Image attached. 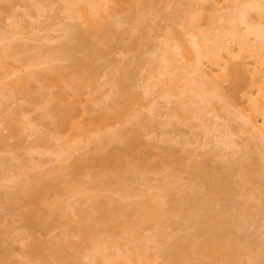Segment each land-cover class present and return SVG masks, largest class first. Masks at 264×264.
I'll return each instance as SVG.
<instances>
[{"label":"bare ground","instance_id":"6f19581e","mask_svg":"<svg viewBox=\"0 0 264 264\" xmlns=\"http://www.w3.org/2000/svg\"><path fill=\"white\" fill-rule=\"evenodd\" d=\"M64 1V9H67L66 16L67 18L71 19V22L72 18L75 19L76 17L78 20L80 19L79 21H81L82 24L88 25L92 28L101 25L104 19L116 13L121 7H123L127 0ZM159 1L161 2V0ZM228 2L227 4H229ZM230 2V5H228L229 7L227 8V5L218 6L217 2L210 3L209 0H186L185 6L181 8L184 11V16L182 15L181 17L183 22H177V24L181 25V27L179 25L181 30L171 31L169 33L167 32L168 34L165 33V35H162L164 38H161L162 41L161 45L159 46L160 53L158 54V50V52H156L157 54L155 52L153 54L156 57H153L152 55L150 59H148V63L150 65H154V74L152 72L150 75L145 77L146 83H144L142 87L143 92L146 93V96L153 94V96L149 95V97L146 98V102L154 101L155 103V96L164 97L163 99L165 100L166 107L164 108L162 106L164 110L161 109V106L159 107L158 103L155 105L151 103L150 107L148 108L153 115L159 117L163 116L162 118L165 117V124H170L171 117H179L184 115V111H188V113L190 111L191 116L193 115L195 120L198 119V126H202L203 129H201L204 132H201L203 133V136L205 135L204 137L208 135L210 130L211 132L218 130V134L212 136L215 137L214 139L210 138V136H207L211 139V141L215 140V142L206 140L208 138L201 136L200 138H202V140L200 139L199 141L201 142L199 143L201 148H204L206 145L211 146L212 150L209 149L212 151H210L211 153L221 156L224 159L225 157L228 159L223 160L226 162L225 164H228L224 165L226 172L222 173L219 170L221 168L219 166V168L217 166L209 167L203 156L202 157L204 159L201 157L200 159L197 158V160L194 161L196 162L194 163L196 173L195 178L193 179L195 182L199 181V183L207 185L209 197L206 202H202L201 204L197 203L199 202L197 201V198L195 196L193 197L192 195H189V191L182 188L181 189L183 191L181 189L178 190L179 192L176 191V193L178 192L177 194H180V196L182 195V197H177L175 196L176 194L169 195L166 189V192H164V190L160 188L161 186H157L155 189H153L154 187L152 188V186H150L148 183H145L141 188L135 191L136 193L134 195H136L137 198L142 197L140 198V201H135V207L133 206L132 208H127L128 206L126 207V205L129 203L128 200V203L123 200L126 203L123 202V204L121 202V204L118 205L116 208L118 212L112 209V207H102L101 204L100 207L99 205L94 204L92 206V210L96 213V215H94L93 211L84 207V203H86L87 199L91 200L95 197L94 189L96 187L94 185L96 184H93V181H88L89 183L82 181L81 176L89 175L93 178L95 176L94 174L96 173L98 176L103 178L105 182H107L106 184L102 185V190H111L110 192L115 191L116 194L118 193V196L120 195L121 197L128 199V197L133 195L128 180H134L136 174H141L144 171H147L148 167L152 168L153 171L155 169V166L153 165L154 163L149 160V153L147 154L148 156H144L147 151L144 153L143 150L142 153L141 150L142 144L144 143L143 141L145 140L144 136L146 134H143L141 130L132 129L130 131L126 128L127 125L125 122V117L129 108L132 106V102L127 103L124 100L122 101L121 99L113 97L111 103L102 106L100 109L98 108L99 110L97 112L94 109L95 114L91 113V117L84 118L81 114L84 111L87 113V109H80L71 101V103L66 102L65 100L68 98H66V96L62 94L60 90L54 94L51 91L37 93L38 97L41 98L43 102H45L46 111L50 112L52 109L57 111L58 126L70 132V138L71 140L75 141V144L70 145L67 141H57V139H59L57 136L55 137L56 139L54 142H49L46 139L41 140L42 138L40 140L38 139L41 144L45 142L48 143L50 146L49 148L57 145L59 150L56 152L53 151L55 155L54 160L57 163L51 164L47 168H42L44 165H42L40 161L24 159L26 160L24 162L22 160V165L25 168V170H23L24 172L18 170L11 173L12 171H7L5 169L4 177L6 180H8L9 184H12V198L18 199L23 203L22 211L25 215L26 225H29L28 227L34 224L35 226L42 224L45 225L46 223V225H48V219H57L63 216L65 212H67L66 215H69L72 218L74 217L75 220L78 221L79 226L75 231V235H78V240H69L67 235L63 233L64 235H61L58 241L52 243V245L49 247V250L54 257L62 256L61 249L63 246H66V244H69L68 246L71 245V247L74 248L76 263L80 257H85L93 262V264H119L118 261L120 260L124 261L126 264L128 262L132 264H160L158 262V258L165 259L168 264H202L210 261L215 256L227 259L228 256H231V254L237 256V253L240 252H234V247L232 248V246H229L221 238V234L223 232L222 225H224V223H229V221L231 223L234 221L230 218L231 214L227 213L228 210L225 212L223 209L224 204L221 205L219 202H221V200H227L229 195L236 193L231 187L229 179L231 174L237 168L240 159L246 158L241 156L248 155L249 158L251 157L250 155L252 154L249 153L251 149L250 147L246 148L249 153L247 154V151H243L245 150L244 148H240L238 141L233 138L234 136L236 137L237 134L234 135L235 133H233V128L228 126L226 122L221 123L212 121L211 123H213V125L207 124L206 113H209L210 110V112H212V108L214 106L213 100L215 98L220 100V103L222 102L220 109L222 108V110H224L226 113L229 110V108L226 107L227 103L233 105V102H235V99L232 102L234 95L228 94L225 91L222 83L224 82L223 80L225 78L227 79V64L229 62L234 63L232 66V73H234L237 78L246 77L248 79V89H250L251 93H242L240 95L243 103L241 102L242 105L240 104V107L235 108V110L233 109V119L238 121V124L242 130L245 131L246 129L248 131L247 133L250 134V138L253 137L255 140H259L257 142L260 144L256 145L258 148H255L258 150L259 146H261L263 148L260 150L261 154H264V0H230ZM38 3L39 2H36L35 6L39 7ZM110 3H113L112 7H110L111 5L109 6ZM169 3H171V1ZM173 3H175L174 6H176L175 10L180 8V4H184L177 0H174ZM220 10H224V12H219ZM251 12H255V14L252 15ZM202 17H206L207 24L210 26V28H202V25H199V20L202 19ZM10 24L11 27L14 26L15 28L12 27L6 31H0V63L1 67L5 68L2 78H6L7 83H5L9 84L11 91L13 90V92L17 89H25L29 83L28 80H30V78L36 74L37 79H35L37 80L36 82L39 83L42 80H45L44 78H46V75L49 71H55L57 74H60L62 68L56 63V61L61 59V57H70L76 51V49H79L83 46L85 47V44H87L85 43L86 38L89 35L86 31L78 30L79 27L72 28V24H67L65 29H62V36H57L58 33L56 36H49L48 34V36L44 35L45 37H41V40H44L42 42L43 44L41 43V45H33V47L31 45L28 46L26 42L27 40H30V37L27 35L28 31L23 30V28L16 29V24ZM82 24H80V26ZM41 28L43 29V27ZM56 38H59L61 41L56 50H52V53L50 52V54L44 60L40 59V62L46 65L43 67V70H41L43 72H35V70L31 67L32 64H30V60L35 58L39 59V57H36L35 55L37 54L38 56L39 54L38 51L36 52L32 50H40V53H43L45 50L42 49L41 51L40 48L46 45L49 46L50 41ZM61 38H63V40ZM5 40L6 43H3ZM171 40L173 41L171 42ZM47 42L49 44H47ZM94 50L97 51L95 48ZM28 52L30 55H28ZM32 54H34L33 56L35 57H33ZM11 57L15 59L13 61L14 63L8 61V59ZM78 64L79 66L80 64L83 66L85 65V62L80 58H75V65ZM24 68H27L26 72H24ZM2 82L4 81L0 80V98H2L5 94L3 93V88L5 87L4 85L1 86L4 84ZM82 86V83L76 85L71 92V94L77 95L75 97L77 99H79L78 95H81L80 93ZM110 92L111 91H109L108 88L107 94L109 95ZM131 94L136 101L137 99L138 101L142 100L140 92L138 93V91H133ZM9 96L11 97L12 93H10ZM171 97H175V99L178 100L174 106L171 105L173 104ZM234 107H236V105H234ZM204 109L207 110L205 111ZM136 113L133 115L134 119L137 123L139 121L141 123L142 117L140 115H136ZM161 122L163 123V121ZM137 123L135 124L137 125ZM140 123H138V125H140ZM151 124L150 126H152ZM211 126L212 128L209 129ZM21 127L22 126H20V128ZM228 127L229 129H227ZM15 130L18 131V128ZM235 131L236 130H234V132ZM35 133L36 130H32L27 135H25L29 138H32V136H34L33 134ZM104 135H107V137H104ZM232 135L234 136L232 137ZM89 136L95 141H99L101 144V149L104 148V150L102 149L101 151H95V153L90 157H76L71 163H69V165L63 163L69 160L70 156L82 146L81 143L87 141V138L89 139ZM149 137L151 136L149 135ZM154 137L155 138L152 137V139L161 142V144L164 140L168 141L169 139L166 137V139H164V137L159 138V135L158 137ZM34 139L33 142H35ZM248 140L249 139H247V141ZM115 141L117 142V145H111ZM107 146H109V148L105 150ZM190 149L194 150V148ZM51 150L55 149L52 148ZM216 150H219L218 152L221 151V153L224 151L225 153L218 154ZM132 151L142 153V155H140L142 156L143 160L145 159L143 165H137L131 163L128 160L130 159V155H134ZM190 153L194 154L195 151H190L187 154L185 153L186 155H184L181 159L184 162L178 161L177 164L182 163V167L188 164H186L187 160L189 163H191V160H194L192 159L194 156ZM191 155L193 157H191ZM261 158L264 159V155H262ZM147 160L152 163H148ZM161 160L162 161H159L160 164L157 162L158 165H163L164 159ZM174 163L175 162L172 161V164L169 163L171 165L167 166L169 169L167 168L166 174H168L167 176L169 179L170 174H172L171 176L175 177L173 172L179 167ZM161 167L159 169H161ZM184 168L186 170V167ZM127 172L130 174L126 175ZM23 174L24 176H22ZM66 174L69 175V179L65 177ZM167 176L166 183H168ZM192 177L194 176L192 175ZM175 178L173 181L174 183ZM111 182H114L115 188L109 187V183ZM5 184L1 185L5 186ZM161 184L164 185L163 183ZM7 186L8 185H6V187ZM6 187H3L4 191L2 190L3 192H0V201L9 199V188L7 189ZM69 194L72 196H79V198L75 197L76 201L73 200L75 203L70 201L71 196L68 198ZM52 196L57 197V202L48 204L47 202ZM189 208L191 211H189ZM200 210H202V212H200ZM166 213H169V215L170 213H173V216L175 214L181 215L186 222L196 224L197 229L199 228V231L201 228V230L207 234L206 238L200 239L197 238V236L195 237V235H186L187 237H183L180 245L175 249L173 247L171 248L173 245L160 247V243L162 242L160 239L162 237L165 239V241L171 237V235L168 234V231L167 233H164L165 235L162 231V233H160L162 237H160V234H144L143 238L141 231L148 228L150 229L151 226L153 227V225L157 224L158 222L163 223L161 220L163 215ZM114 217L121 218V221H119V226H121L123 232L126 233L125 236L122 234L124 237H117L112 233L113 231L111 221L115 219ZM235 223H237L236 220ZM260 225L261 224L257 225L258 228ZM258 228H256L257 232H259ZM101 233L108 234L107 237H110V239H104L105 237L102 238L100 236ZM222 235H224V232ZM1 237L0 264H7L8 262L6 263L5 261H7V258L9 260L12 252L10 249L1 248ZM23 238L27 237L22 235V238L20 237L21 241ZM173 238L175 239V237ZM136 239L138 240V243L131 244V242ZM261 240L263 239L261 238ZM143 241H145L146 244L147 242H152L151 246H146L145 244L144 246ZM33 242V247L31 249L28 248L30 260L24 262L16 261L17 263L15 262V264H31L33 263L31 262L32 260L35 261L33 257L37 256H39L37 257L38 259H41V249L44 248V242H42L41 239H34ZM106 242L107 244L104 245ZM152 245L157 247L159 252H157V255L153 253L152 255L150 254V248ZM246 248H248V246ZM260 250H262V248H260ZM238 254L240 255V253ZM262 254L264 253L260 251H258L256 254L254 253L255 256H252V258L250 257L249 260H247L248 263H254V261L257 263L259 258L264 256ZM236 256L234 257L236 258Z\"/></svg>","mask_w":264,"mask_h":264},{"label":"rangeland","instance_id":"374dc122","mask_svg":"<svg viewBox=\"0 0 264 264\" xmlns=\"http://www.w3.org/2000/svg\"><path fill=\"white\" fill-rule=\"evenodd\" d=\"M170 1L171 3H169ZM170 1L161 0L160 2L159 0H127L126 4L123 7H121L116 13L104 19L101 25L91 28L88 25L82 24V22L79 21L80 19L78 20V18L76 17L75 19L72 18V22L70 21L71 19L67 18L66 16L67 9L66 8L64 9L65 7L64 0H54V1L0 0V31L2 32L9 30L12 27L15 28L14 26L11 27L10 23L16 24L17 25L16 29L23 28V30L28 31L27 35L30 37V40L26 41L28 46L41 45V43L44 41L41 40V37L42 36L45 37L47 34L49 36H53V35L56 36V34L58 33L57 36L60 35L62 36V32H63L62 29L63 28L65 29L67 24L70 25L72 24L71 26L72 28L79 27L78 30L86 31L89 34L86 38L85 43L87 44H85V47L83 46L80 47L79 49H76V51L70 57H61V59H58L56 61V63L59 64L60 67L62 68L60 74H57L55 71H49L48 74L46 75V78H44L45 80H42L40 83L36 82L37 81L36 80L37 74H36L35 76L31 77L30 80H28L29 83L27 84V87L25 89H17L14 92L13 90L11 91V87L9 86V84H6L7 83L6 78L5 79L2 78L5 68H2L0 63V78H2L0 80L4 81L2 82L4 84H2L1 86L4 85L5 87L3 88V93L5 94L3 95L2 98H0V164H1L0 192H3L4 191L3 187L5 188L6 185H8L6 188L7 189L9 188L8 189L9 191L7 189L5 190H7L9 192L8 195H10L9 199L0 201V233H1L0 237L2 236L1 248L10 249L12 252L9 260L7 258V261H5L6 263L8 262L7 264H15L16 261L24 262L30 260L28 248L31 249L33 247L34 239H41L42 242H44L43 243L44 248L41 249L42 252L40 255L41 259L37 258L39 256L33 257L35 261L32 260L31 262L33 263L31 264H74V263L93 264V262H91L85 257H80L76 263L75 250L74 248L71 247V245L68 246L69 244L68 245L66 244V246L62 247L61 249L62 256L54 257L50 252L49 247L52 245V243L57 242L61 235L66 234L69 240L70 239L73 241L78 240V235L77 234L75 235V231L79 226L78 221L75 220L74 217L72 218L69 215H66L67 212H65L63 216L57 219H53V220H50L51 218L48 219V225H46L47 223L45 225L42 224L39 226L38 225L35 226L34 224L28 227L29 225L28 226L26 225L25 215L23 214L22 211L23 203L18 199L12 198V193H13V188L11 189L12 184H9L8 180H6V178L4 177L5 169L7 171L8 170L12 171L11 173L18 170L24 172L23 170H25V168L22 165L23 162L26 161L24 159L40 161L41 164L44 165V167L42 166V168H47L49 165L57 163L54 160L55 159L54 152L59 150L57 145L56 146L54 145L55 147L54 146L52 147L55 150H51L52 148H49L50 146L48 143L45 142L41 144L38 141V139L40 140L42 138L41 140L46 139L49 142L52 141L54 142V140L56 139L55 137L57 136V138H59L57 139V141H67L69 142L68 144L70 145L75 144V141L71 140L70 138V132L58 126L57 111L55 109H52L50 112L46 111L45 102H43V100L39 98L37 95V93L39 92L51 91L54 94L58 90H60L61 93L64 94L66 98H68L67 100H65L66 102L71 101L80 109L81 108L87 109L86 112L88 113V115L87 113H85V111L82 112L81 114L82 117L84 118L91 117L92 114H95L94 109L97 112L102 106L111 103L113 97L121 99L122 101L124 100L127 103L132 102V106L130 105L131 107L129 108L125 117V122L127 125L126 128L129 129L130 131L132 129L141 130L143 134H146L144 136L145 140L143 141L144 143L142 144V149L141 148L140 149L142 150V153L143 150L144 153L145 151H147L146 154H144V156L145 155L148 156L147 154L149 153V157H150L149 160L154 163L153 165L155 166V169L153 171L152 168L148 167L150 171L147 168V171H144L141 174H136L135 177L137 179L134 177V180L132 179V181H129L130 179L128 178L131 191L133 192V195L128 197V199L125 197L123 198L120 195L118 196L117 195L118 193L116 194L115 191L110 192L111 190L109 191L102 190V185L106 184L107 182H105L104 179L98 176L96 173L94 174L95 176L93 178L89 175L81 176L82 181H85L87 183H89L88 181L90 182L93 181V184H96L94 185L97 188L94 189L95 197L92 198L91 200L87 199L86 203H84L85 205L84 207H86L91 211H93L92 206L94 204L99 206L101 204L102 207L105 206L112 207V209L116 210L118 205L121 204V202L122 203L124 202L123 200H125L126 202L127 200L129 201V203L127 202L128 204L126 205V207L128 206L127 208L130 207L132 208L134 204L136 206L135 201L136 202L140 201V198L142 197L137 198V196L134 195L136 193L135 191L141 188L145 183H148L150 186H152V188L154 187L153 189H155V187L157 186H161L160 188H162L164 192H166L167 190L169 195L176 194L175 196L177 197H182V195L180 196V194H177L179 192L178 191L179 189L182 188L184 190H188L189 192L188 191L187 192L189 193V195H192L193 197L195 196L197 198V201H199L196 202L201 204L202 202H206L208 200L209 194H208L207 185L199 183V181L195 182V180L193 179L195 178V173H196V168L194 166V163L196 162L194 161H196L197 158L200 159L203 156L207 161L209 167L219 166L221 167L219 170L222 173L226 172L224 165H228V164H225L226 162L223 160L225 159L228 160V159L225 157L226 156L225 154H224L225 155L224 156L225 159H224L221 156L214 155L213 153H211L212 152L211 146L206 145L207 147L204 146V148L203 147L201 148L199 143L201 141L199 140L200 139L202 140V138L200 137L203 136V133L201 132L203 131L202 130L203 128L202 126H198L199 125L197 122L198 119L195 120L193 115L191 116L190 111H189L190 114L188 113V111H184L183 112L184 115L182 116L171 117L170 124H165L164 123L165 117L162 118L163 116L159 117L153 115L150 112V109L148 108L150 107L151 103H153L154 105L158 103L159 107L163 106L164 108H166L165 100L163 99L164 97L155 96L154 98L155 103L154 101L146 102L147 101L146 98H148L149 95L153 96V94H149L146 96V93H144L142 89L144 83H146L145 77L150 75V73H152L154 70V65H150L148 63L149 61L148 59H150V57L154 54V52L155 53L158 52L159 46L161 45V41H162L161 38H164L162 35H165V33L167 32L169 33L171 31L181 30L180 28L181 25L177 24V22L178 23L183 22V19L181 17L184 11L181 8L185 6L186 0H177L180 3H184L183 5L182 4L179 5L180 8L178 6L179 8V9L177 8L178 10H175L176 6H174L175 4L173 3L174 0H170ZM36 2H39L38 3L39 7L35 6ZM209 2L210 3L217 2L218 6L227 5L226 6L227 8L229 7L228 5H230L231 3L230 0H209ZM227 2L229 4H227ZM109 6L112 7L113 3H110ZM224 10L223 11L220 10L219 12H224ZM251 14L254 15L255 12H251ZM202 19L199 20L200 21L199 25L200 26L202 25L201 26L202 28H206V29L208 27L210 28V26L207 24L206 17H202ZM80 24L82 25L80 26ZM41 27H43V29ZM61 39L63 40V38ZM172 41L173 40H171V42ZM60 42L61 41L59 38L50 41V44L47 42L49 46L46 45L40 48L41 51L42 49L45 50V52L43 51V53L42 52L40 53V50H32L36 52L38 51V54L40 55L37 56L35 52L34 54L36 55V57H39V59L31 58L32 60H30V64H32L31 67L35 70V72L43 70V67L46 65L44 63H41L40 59L44 60L45 58H47L50 52L52 53V50L53 51L56 50ZM3 43H6V40L5 42L3 41ZM94 48L97 49V51L94 50ZM30 53L28 52V55H30ZM159 53L160 50L158 54ZM34 54H32V56ZM153 57L156 56L153 55ZM75 58H80L84 60L85 65L83 66L81 64L80 66L79 64L75 65ZM14 60L15 59H13V57L8 59V61L12 63H14L13 62ZM233 64L234 63L232 62H229L227 64V70H226L227 79L225 78L223 80L224 82L222 83L225 91L228 94L234 95L232 98V102L234 101V99L235 102H233V105L227 103L226 107L229 108L230 112L228 110V112L226 113L224 110H222V108L220 109L222 102L220 103V100L215 98L213 100L214 106L212 108V112H210L211 111L210 110L209 113H206L207 114L206 123L209 125H213V123H211L212 121H217L221 123L226 122L228 126H231L233 128V133H235L234 135L237 134L236 137L234 135H232V137L234 136L233 138L236 141H238L240 148H244L245 149L243 150L244 152L247 151L246 150L247 147H250L251 149V151H249V153L252 154L250 155L251 157L249 158L248 155L241 156L246 158L240 157L241 158L240 162L237 168L235 169V171L231 174V177L229 179V183L236 193L235 194L232 193L231 195H229V198L227 200L225 199L219 202L221 205L224 204L223 209L225 210V212L228 210L227 213L231 214L230 218L231 220L234 221L233 223H231L228 220L229 223L226 224L224 223V225H222L223 228L222 231L224 232V235H222L223 234L222 232L221 238L229 246H232V248L234 247L233 250L234 252L240 251L238 252L240 253V255L238 253L237 256L231 254L232 257L228 256L229 258L227 257V259L223 257L215 256L210 261H207L206 263H202V264H247L248 263L247 260H249L250 257L252 258V256H255L254 253L256 254L258 253V251L264 253V243H263L264 232H262L264 231V179H263L264 159L261 158L262 155L264 154H261L260 150L263 149L261 146H259V149L257 150L258 146L256 145L260 144L259 142H257L259 140H255L252 137V135H251L252 138H250L249 136L250 134L247 133L248 131L246 129H245L246 132L242 130V128H240L238 124V121H235L233 119L234 118L233 111L235 110V108H238L242 105L241 102L243 103V100L242 98H240V95L242 93H251L250 89H248L249 88L248 79L246 77L237 78L234 75V73H232ZM26 71L27 68L26 69L24 68V72ZM108 80L110 83L108 82ZM80 83H82L83 86L80 93L81 95H78L79 99H77L75 98L77 95L75 94L73 95L71 94V92L75 88V86ZM108 88L109 91H111L109 95L107 94ZM133 91L136 92L138 91V93L139 92L141 93L142 96L141 101H138V99L136 101L133 98L131 94ZM10 93H12L11 97L9 96ZM171 98H172L171 101L173 100L172 101L173 104L171 105L173 106L176 105L178 100L175 99V97H171ZM234 105H236V107H234ZM163 107L161 108L162 110H164ZM204 110L206 111L207 109ZM135 113L136 115H140L142 117L141 123L140 121L138 122L140 123V125H138V123L134 119L133 115H135ZM161 121H163V123ZM135 123H137V125ZM150 124L152 126H150ZM20 126L22 127L20 128ZM17 128L18 131L15 130ZM211 128L212 126L209 129ZM227 129H229V127ZM32 130H36V133L33 134L34 136H32V138L31 137L29 138L26 135ZM234 130L236 131L234 132ZM217 131L211 132L210 130L209 133L206 131L208 133V135L207 134L206 135L214 139L215 137L212 136L218 134ZM149 135L151 137H149ZM158 135L159 138L164 137V139L166 138L169 139L168 141L164 140L161 144V142L152 139V137L155 138L154 136L158 137ZM207 136L204 138H208ZM104 137H107V135H104ZM210 138L206 140L211 141ZM246 138L249 140L247 141ZM33 139L35 142H33ZM213 141L215 142V140H212L211 142ZM244 142H246L247 144ZM81 145L82 146L79 148L80 150L77 149L70 156L69 160L63 163L69 165V163H71L76 157H80V158H85L88 156L90 157L95 153V151H101L102 149L104 150V148L101 149L100 142L97 140L95 141L92 137L90 138V136L89 139L87 138V141L82 142ZM111 145H117V142L115 141ZM108 148L109 146H107L105 150ZM190 148H194V150L193 149L191 150ZM190 151L193 152L195 151L194 154L190 153L193 154L194 157L192 155L191 157H193L192 159L194 160H191V163H189L188 160L187 162L185 161L186 164L187 163L188 164L182 166L183 167L182 168L181 167L182 163L181 164L180 163L177 164V163L178 161H182L181 160L182 157ZM216 151L218 154L225 153L223 150L222 153L221 151L218 152L219 150ZM257 151L260 155L257 153ZM132 153H134V155L133 154L130 155V159L128 160L131 163L137 165H143L145 159L143 160L141 156L142 153H139L137 151H132ZM249 153L247 151V154ZM161 159H164L163 165L162 164L158 165L157 162L162 161ZM150 161L147 160V162L151 164L152 162ZM172 161H174L175 162L174 164H176L179 167L175 169L176 170L174 171L175 173L173 172V175L176 178L171 176L172 174H170L169 175L170 179H169V177L167 176L168 174H166V172H167V168L169 169V167L167 166L171 165ZM164 165H165V170H164ZM159 166L160 167L162 166L161 169H159L160 168ZM184 167H186V170ZM129 174L130 173L127 172L126 175ZM192 175L194 177H192ZM22 176H24V174ZM166 176L168 183H166ZM65 177L69 179V175L66 174ZM174 178H175V183L173 182ZM161 183H163L164 185H162ZM1 184H5V186ZM165 185L167 186V188ZM109 187L115 188L114 182L109 183ZM176 191L178 192L176 193ZM69 197L71 199L70 201L74 203L76 201L75 199L79 198L78 195L72 196L71 194L68 195V198ZM56 198H57L56 196H52L47 203L51 204L57 202ZM91 202L92 203L95 202V203L92 204ZM189 211H191L190 208ZM200 212H202V210H200ZM232 212L235 214H233ZM93 213L94 215H96L94 211ZM114 218L115 219L111 221L112 231H113L112 233L115 234L117 237H124L126 233L123 232L122 227L119 226V221H121L120 220L121 218L119 217L118 218L114 217ZM234 219L236 220L237 223H235ZM161 222L163 223L158 222L157 224L153 225V227L151 226L150 229L148 228L141 231L143 238H144V234L159 235L160 233H162V231L163 234L167 233L168 231L169 232L168 234H170L171 237L168 238L167 241H165V239H163V237L160 234V237H162L160 239L162 241L160 243V247L173 245L171 246V248L173 247L175 249L178 248L183 237H187L186 235H195V237L197 236V238L200 239L206 238L207 235L201 230V228H200L201 231L200 232L199 228L197 229L196 224L186 222L181 215L175 214L173 216V213H170V215L169 213L168 214L166 213L163 215ZM259 224H261L262 226L260 225V227L258 228L257 225ZM255 226L256 228H258L259 232H257ZM22 235L26 236L27 238H23V240L21 241L20 237L22 238ZM100 236L102 238L105 237L104 239L106 238L108 240L110 239V237H107L108 234L106 233H101ZM173 237H175V239ZM260 237L263 240H261ZM133 241H132L133 243L131 242V244L138 243L137 239ZM143 242H144L143 245L145 244L146 246H151L152 243V242L151 243L147 242L146 244L145 241ZM106 244L107 242L104 245ZM247 246L249 249L246 248ZM260 248H262L263 251L260 250ZM157 252H158L157 247H155V245L154 246L152 245V247L150 248V254L152 255L153 253L157 255ZM234 256H236V258ZM158 259H159L158 262L160 264L167 263L166 260L163 258L162 259L158 258ZM118 262L119 264H126L124 261L121 260ZM127 264H132V263L128 262ZM250 264H264V256L259 258L257 263H255L254 261V263L251 262Z\"/></svg>","mask_w":264,"mask_h":264}]
</instances>
